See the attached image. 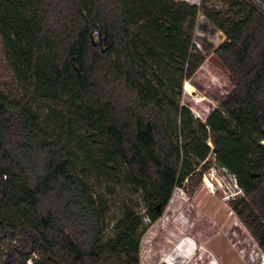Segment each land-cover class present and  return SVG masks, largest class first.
<instances>
[{
    "label": "trees",
    "instance_id": "16d2710c",
    "mask_svg": "<svg viewBox=\"0 0 264 264\" xmlns=\"http://www.w3.org/2000/svg\"><path fill=\"white\" fill-rule=\"evenodd\" d=\"M262 6L0 0L23 91L0 88V264L33 253V264H140L145 218L157 221L211 154L236 178L233 207L264 247ZM201 16L226 36L216 53L233 86L204 121L181 102L206 59ZM122 189L138 196L117 198Z\"/></svg>",
    "mask_w": 264,
    "mask_h": 264
},
{
    "label": "rangeland",
    "instance_id": "374dc122",
    "mask_svg": "<svg viewBox=\"0 0 264 264\" xmlns=\"http://www.w3.org/2000/svg\"><path fill=\"white\" fill-rule=\"evenodd\" d=\"M195 36L206 59L192 79L185 82L181 102L204 121L233 86L216 53L226 40L224 33L201 16ZM0 88L13 97H20L23 92L8 64L1 35ZM207 164L202 173L199 169L176 187L157 221L149 223L145 218L148 227L141 239L140 264H264V247L233 207L244 195L242 189L234 175L218 164L214 154ZM131 195L138 196L122 189L117 198ZM118 213L116 202L112 214ZM186 231L195 248L191 253L190 245L178 248Z\"/></svg>",
    "mask_w": 264,
    "mask_h": 264
},
{
    "label": "bare ground",
    "instance_id": "6f19581e",
    "mask_svg": "<svg viewBox=\"0 0 264 264\" xmlns=\"http://www.w3.org/2000/svg\"><path fill=\"white\" fill-rule=\"evenodd\" d=\"M206 182H207L208 185H210V180H209V178H206ZM185 237H186V238L183 239V240L180 242L178 248H184L185 245H190L188 251L191 253L192 250H194L195 248H194V244L191 242L192 239L189 240V238H187V237H190V234H189L187 231H186V235H185Z\"/></svg>",
    "mask_w": 264,
    "mask_h": 264
},
{
    "label": "built area",
    "instance_id": "2783aa9c",
    "mask_svg": "<svg viewBox=\"0 0 264 264\" xmlns=\"http://www.w3.org/2000/svg\"><path fill=\"white\" fill-rule=\"evenodd\" d=\"M176 1H187L193 5H197V6H200L201 5V2L202 0H176ZM258 3V2H257ZM259 4V3H258ZM260 5V4H259ZM261 6V5H260ZM263 9H264V6H262ZM236 179V178H235ZM16 241H13V244H15ZM38 255L36 253H33V255L27 260V263L28 264H33L35 258H37Z\"/></svg>",
    "mask_w": 264,
    "mask_h": 264
}]
</instances>
